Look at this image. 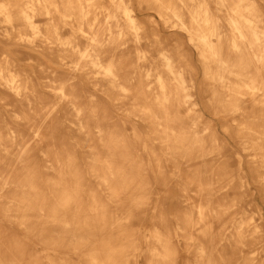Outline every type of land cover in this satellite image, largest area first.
I'll use <instances>...</instances> for the list:
<instances>
[{"label":"bare ground","instance_id":"obj_1","mask_svg":"<svg viewBox=\"0 0 264 264\" xmlns=\"http://www.w3.org/2000/svg\"><path fill=\"white\" fill-rule=\"evenodd\" d=\"M139 1L155 4L165 23L188 33L212 80L211 98L204 93L207 101L238 111L239 95L245 92L264 103V12L259 0ZM110 2L0 0L1 210L9 217L22 210V224L50 250L46 260L32 257L16 237L0 230V264H76L64 256L68 249L88 264H131L132 257H145L147 264H177L173 233L138 225L148 183L142 178L146 167L125 134L129 128L140 138L135 124H110L109 111L91 88L114 101L129 94L130 104L123 100L119 106H128V115L155 125L154 139L167 154L196 155L188 159V169L189 184L197 182L198 189L191 197L188 184H182L188 204L177 217L174 233L195 252L194 261L186 264H222L227 258L216 239L243 244L256 227L250 229L248 218L241 217L234 220L229 236L215 231L237 204L233 190L226 197L216 196L213 180L202 177L206 158L218 151L216 133L212 130L207 140L203 132L183 126L191 97L186 71L165 47L160 68L146 66L151 56L141 47L142 27L130 0ZM176 41L178 56L185 58L181 39ZM150 76H155V86L144 83L143 77ZM63 125L78 133L72 144L83 150L85 165L65 143L56 142ZM261 134L247 139L262 151L256 155L264 157V143L254 144L264 141V131ZM149 153L155 155L152 149ZM158 167L161 170L159 159ZM92 179L107 201L91 187ZM109 202L122 204L124 212H110ZM263 261L264 254L253 264Z\"/></svg>","mask_w":264,"mask_h":264},{"label":"rangeland","instance_id":"obj_2","mask_svg":"<svg viewBox=\"0 0 264 264\" xmlns=\"http://www.w3.org/2000/svg\"><path fill=\"white\" fill-rule=\"evenodd\" d=\"M139 2V0H130L133 14L142 27L143 43L141 47L151 56L150 60L144 61V64L146 66L153 65V69L155 67L160 68L162 63L160 50L165 47L175 59L177 66L181 70L184 68L186 71V82L189 85L188 92L191 97H189L190 102L186 103L189 111L182 115L183 126L189 130L203 132L202 134L205 135L207 140L210 139L209 134L212 130L217 136L216 149L218 151L206 158L209 163L206 165V171L203 172L202 177L203 179L211 178L213 180L216 196L224 195L226 197L233 190L237 204L226 211L222 216L223 220L217 224V226L221 224L222 227L215 231H220L224 236H229L235 226L234 220L241 217L248 218L250 229L256 227L255 235L248 236L243 244L231 246L225 241V238L221 239L219 237L216 239L215 244L219 250L225 252L227 258L222 264H253L259 262L264 254V179L261 182L257 181L256 176L259 174L264 177V157L256 155L262 151L256 148L253 149L251 141L249 142L247 138L262 136L261 133L264 131V103L259 102L261 98L254 100L249 93L245 92L239 95L242 101L241 108L238 111H226L219 103L207 101V98H211L212 94V80L205 74L201 55L188 38V33L183 29L180 30L171 26V24L165 23L155 4H140ZM98 4L100 6L112 5L110 0H99ZM259 4H261V9L264 12V1L259 0ZM131 39L132 35L130 41ZM176 39H181L180 52L183 53L185 58L178 56V42ZM19 48L32 51L28 48ZM17 52V50L12 51L13 54ZM131 52L134 54L135 50L132 49ZM48 61L50 64L52 63V61ZM188 62H190L189 65ZM60 69L61 71L64 70L62 67ZM63 73L66 74V70ZM82 79L88 84L89 80L85 76H82ZM143 81L145 84L150 82L152 86L156 85L155 76L143 77ZM88 85L90 86V84ZM91 91L109 111L110 124L117 122L121 126L123 120H128L135 124L139 134L140 138H136L133 130L125 129L128 140L133 143L138 158L143 161L146 167L142 178L148 183V193L146 194L145 210L142 212L138 225L148 226L149 229L159 227L170 230L173 233L174 243L178 248L177 264L194 261V250H188L185 239L182 236H176L174 231L179 213L188 204L186 198L188 195L183 196L182 184H188L191 197H194L195 191L198 189L197 182L189 184V177L192 172L188 169V159L196 157V155L173 158L170 154H167L166 148L160 140L154 139L155 135L158 136V131L155 130L156 126L137 115H128V110H130L128 106H119L118 103L123 100L128 105L130 104L129 94L126 99H115L114 101L100 90L91 88ZM206 92L209 94L207 98L204 95ZM64 111L62 110V112ZM131 111L134 112L133 109ZM65 117L62 114L60 121L63 122ZM247 128L251 129L249 133L246 132ZM25 131L27 130L24 129L21 132ZM77 138L78 133L70 130L65 125L58 127L56 142L58 144L65 143V149L73 151L78 162L85 165L83 150L72 144ZM258 143H264V141L254 142V144ZM150 149L154 150L155 155L149 153ZM158 159L162 167L161 170L158 169ZM221 171L223 174H221ZM90 184L94 191L98 193V197L107 201L105 195L99 194V186L96 180L92 179ZM85 199L87 198L85 197ZM120 205L110 203L107 207L112 213H121L124 207ZM1 208L0 202V230L16 237L24 246V250L28 252V255L46 260L45 255L50 250L44 241L40 240L38 236L32 235L26 225L22 224V210L13 211L14 216L9 217L2 213ZM161 215L164 217V221L161 220ZM222 242H225L224 246L220 244ZM64 256L72 257V261L76 264H88L83 256L74 255L73 257V250L68 249ZM130 261L131 264H147L148 260L145 257H132Z\"/></svg>","mask_w":264,"mask_h":264}]
</instances>
